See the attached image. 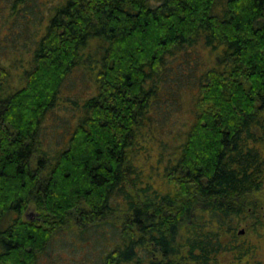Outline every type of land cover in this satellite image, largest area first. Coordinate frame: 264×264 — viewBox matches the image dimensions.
I'll return each mask as SVG.
<instances>
[{"label":"trees","instance_id":"16d2710c","mask_svg":"<svg viewBox=\"0 0 264 264\" xmlns=\"http://www.w3.org/2000/svg\"><path fill=\"white\" fill-rule=\"evenodd\" d=\"M47 5L0 0V264L246 261L264 0Z\"/></svg>","mask_w":264,"mask_h":264},{"label":"rangeland","instance_id":"374dc122","mask_svg":"<svg viewBox=\"0 0 264 264\" xmlns=\"http://www.w3.org/2000/svg\"><path fill=\"white\" fill-rule=\"evenodd\" d=\"M37 1V0H36ZM41 2V5L42 6H45L47 5L48 3H50L49 5H47L45 7V10L48 11L49 7L52 5V4H57V3H60L61 1H64V0H39ZM42 14V13H41ZM40 16V14H39ZM38 18V17H37ZM36 19V18H35ZM51 123V121L49 122ZM151 161H147L145 160V167L148 168L149 165H150ZM262 200V199H261ZM260 200V201H261ZM30 211V210H28ZM29 215L31 214L30 212H27ZM237 231H238V234L239 235H245L246 234V224L245 223H242L240 224L238 227H237ZM242 231V232H240ZM263 230L262 229H258V232L257 233H251L248 235V237H251L249 240L251 243H253L255 246H256V250L255 252L252 254V256H249L247 258V260L245 261V259H241V263L240 264H252L255 262V260H260V262L262 264H264V236L263 237H259V233H262ZM240 262V261H239ZM239 262H237L236 264H238Z\"/></svg>","mask_w":264,"mask_h":264},{"label":"water","instance_id":"95a60500","mask_svg":"<svg viewBox=\"0 0 264 264\" xmlns=\"http://www.w3.org/2000/svg\"><path fill=\"white\" fill-rule=\"evenodd\" d=\"M240 232H242V231H240Z\"/></svg>","mask_w":264,"mask_h":264}]
</instances>
